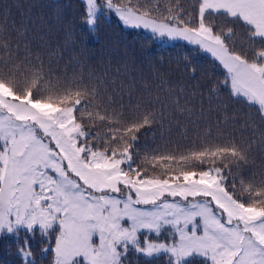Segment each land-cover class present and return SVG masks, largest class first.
I'll use <instances>...</instances> for the list:
<instances>
[{
  "label": "snow or ice",
  "instance_id": "6c2138e0",
  "mask_svg": "<svg viewBox=\"0 0 264 264\" xmlns=\"http://www.w3.org/2000/svg\"><path fill=\"white\" fill-rule=\"evenodd\" d=\"M85 4L90 28L106 8L126 26L210 53L229 98L264 122V0H194L190 9L181 0ZM8 14L0 21V234L54 233L52 264H126L130 252L167 254V264H264V165L245 175L256 167V141L225 137L217 121L183 149H153L136 164L137 134L156 122L155 111L137 104L129 118L101 90L104 81L46 71L27 46L20 58ZM174 106L194 114L179 97ZM217 109L227 123V106ZM258 142L264 153V132ZM18 251L36 264L27 240Z\"/></svg>",
  "mask_w": 264,
  "mask_h": 264
},
{
  "label": "trees",
  "instance_id": "16d2710c",
  "mask_svg": "<svg viewBox=\"0 0 264 264\" xmlns=\"http://www.w3.org/2000/svg\"><path fill=\"white\" fill-rule=\"evenodd\" d=\"M97 2L104 4V0ZM181 3L190 9L194 0H181ZM6 9L10 10L8 34L12 37L13 51L19 44L20 58L24 57L27 46L33 59L37 54L42 58L46 71L51 68L56 74H66L68 79L82 74L85 83L90 76L94 83L104 81L101 90L115 99V107L123 105L129 118L137 104L141 110L155 111L156 122L137 134L136 164L146 155L151 157L153 149L172 151L177 146L183 149L197 132L203 133L210 124L215 132L219 121L218 127L225 137H235L237 142L256 141L250 154L256 167L249 168L245 175L264 165V153L258 142L264 122L254 108L229 98L228 90L220 84L224 70L197 45L182 39L160 44L151 32L126 26L106 8L101 9L95 26L90 28L84 23L85 0H0V21ZM192 68L196 69L195 73ZM214 86L220 91L211 92ZM177 97L181 106L193 110V115L175 108ZM221 101L227 106V123L222 109L218 114L217 105ZM185 133L187 139L182 138ZM147 234L152 239L166 236ZM54 235L43 237L38 229L34 233L22 229L18 235L0 234V264H25L18 251L25 240L36 264H52ZM45 248L49 250L42 251ZM168 259L167 254L146 257L130 252L126 264H167ZM200 261V257L193 258V264Z\"/></svg>",
  "mask_w": 264,
  "mask_h": 264
},
{
  "label": "rangeland",
  "instance_id": "374dc122",
  "mask_svg": "<svg viewBox=\"0 0 264 264\" xmlns=\"http://www.w3.org/2000/svg\"><path fill=\"white\" fill-rule=\"evenodd\" d=\"M112 12H114V11H112ZM115 13V12H114ZM116 14V13H115ZM117 15V14H116ZM119 17V16H118ZM143 28V27H142ZM144 29V28H143ZM145 30H147V29H145ZM147 31H149L150 32V30H147ZM156 37V36H155ZM156 39H157V41L160 43V44H169V43H172L173 41H175V40H177V39H181V38H176V39H171V38H167V37H164V38H161V37H156ZM182 40H184V39H182ZM186 41V40H185ZM203 53H206V54H209V55H211L210 53H208V52H206V51H203V50H201ZM144 234H146V235H148L146 232L144 233ZM165 237H162V238H160L159 240H168L169 239V237H168V235H167V233L165 232ZM155 240V239H154ZM158 256V255H157Z\"/></svg>",
  "mask_w": 264,
  "mask_h": 264
}]
</instances>
